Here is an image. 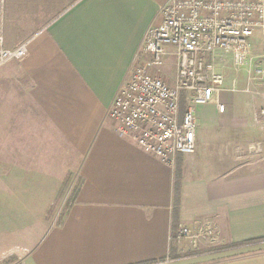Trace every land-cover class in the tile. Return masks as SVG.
<instances>
[{"label":"crops","instance_id":"obj_1","mask_svg":"<svg viewBox=\"0 0 264 264\" xmlns=\"http://www.w3.org/2000/svg\"><path fill=\"white\" fill-rule=\"evenodd\" d=\"M167 1L0 0L3 48L26 43L24 58L0 71V257L23 247L20 264H264V84L252 79L259 33L241 68L217 52L224 83L194 110L193 154L165 164L108 118ZM68 179L79 187L51 226ZM204 221L217 230L215 249L180 258L177 227Z\"/></svg>","mask_w":264,"mask_h":264},{"label":"built area","instance_id":"obj_2","mask_svg":"<svg viewBox=\"0 0 264 264\" xmlns=\"http://www.w3.org/2000/svg\"><path fill=\"white\" fill-rule=\"evenodd\" d=\"M160 21L150 26L127 78L108 111L120 136L129 137L142 152L165 164L177 155L195 151L198 106L213 103L224 83L216 71L217 52L229 54L235 68L250 60L259 33L260 60L264 64V0H168L159 10ZM0 38V68L21 61L26 43L4 49ZM173 56L176 82L161 75L165 58ZM252 79L264 83V69H254ZM222 113L224 106L219 105ZM264 124V106L257 112ZM218 233L212 222L178 226L174 243L192 250L215 247Z\"/></svg>","mask_w":264,"mask_h":264},{"label":"rangeland","instance_id":"obj_3","mask_svg":"<svg viewBox=\"0 0 264 264\" xmlns=\"http://www.w3.org/2000/svg\"><path fill=\"white\" fill-rule=\"evenodd\" d=\"M218 57H219V63L225 64L226 59L223 56H221V55H219ZM260 57H261V52L254 58L253 70H252L253 72H254V69H257V70L258 69H262V68L264 69V64L261 62ZM173 61H174V58L173 57L167 58L168 64H167L166 67L163 68L165 70H168V72L171 73V75L168 76V78L166 79L169 84H175V82H176V78H174L172 76V75H174L173 74L174 73V67L172 65H170V63L173 62ZM250 62H251V60L248 63H250ZM3 67L0 68V71L4 69ZM227 73H228V76L229 77H232L235 74L233 69L227 71ZM258 83L262 84L263 81L260 80V81H258ZM3 165L4 164L0 165V168H2ZM66 183H68V185L66 187H65V185L63 186L62 192H61L60 197L58 199V202L53 205V207L51 208V210H50V212L48 214V217H47L48 220H47V222L51 226L57 225V224L61 223L62 217H63L66 209L73 202L74 197H75V194H76L77 189L79 187V181L78 180H76L74 182H71L68 179ZM56 210H57V213H55ZM21 242H23L22 244L20 243L21 244V247H22L23 245H26L28 241H27V239H24V240L22 239ZM260 244L261 245H264V243H260ZM260 244L259 243H257V244H254L253 243V244H251V246L252 247H258ZM2 246L3 245L0 243V249L2 248ZM203 246H205V245H203ZM245 247H247V246H245ZM248 248H250V247H248ZM211 249L214 250L215 248L214 249L211 248ZM178 250H179L178 251V255L181 256L180 258H186V256L189 255V254H192V255L193 254H200L201 252L206 251V250L203 251L202 249L192 250L186 244H180V245H178ZM25 251H27V250L22 247L20 249L16 248L14 250H10V251H7V252L3 253L1 255V257H0V264H20L19 263L20 262L19 261V258L16 257L15 255H17V254H23V253H25Z\"/></svg>","mask_w":264,"mask_h":264},{"label":"trees","instance_id":"obj_4","mask_svg":"<svg viewBox=\"0 0 264 264\" xmlns=\"http://www.w3.org/2000/svg\"><path fill=\"white\" fill-rule=\"evenodd\" d=\"M179 178V174H176V183H175V204L177 206V200H178V182H177V179ZM178 228V227H177ZM177 231V229H176ZM176 234V232H175ZM175 234L172 236V241L174 242V237H175ZM171 257H176L174 256L173 254L171 255Z\"/></svg>","mask_w":264,"mask_h":264}]
</instances>
